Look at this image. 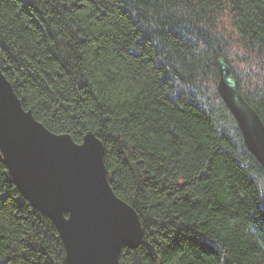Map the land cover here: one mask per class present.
<instances>
[{
	"label": "trees",
	"instance_id": "obj_1",
	"mask_svg": "<svg viewBox=\"0 0 264 264\" xmlns=\"http://www.w3.org/2000/svg\"><path fill=\"white\" fill-rule=\"evenodd\" d=\"M264 121V0H0V67L50 131L105 146L144 238L121 264H264V168L217 85ZM0 152V264H66Z\"/></svg>",
	"mask_w": 264,
	"mask_h": 264
},
{
	"label": "water",
	"instance_id": "obj_2",
	"mask_svg": "<svg viewBox=\"0 0 264 264\" xmlns=\"http://www.w3.org/2000/svg\"><path fill=\"white\" fill-rule=\"evenodd\" d=\"M218 68V92L264 168V121L224 58ZM0 152L22 196L57 228L66 264H121L122 249L142 243L141 217L114 192L102 140L89 131L77 143L50 131L23 107L1 67Z\"/></svg>",
	"mask_w": 264,
	"mask_h": 264
},
{
	"label": "snow or ice",
	"instance_id": "obj_3",
	"mask_svg": "<svg viewBox=\"0 0 264 264\" xmlns=\"http://www.w3.org/2000/svg\"><path fill=\"white\" fill-rule=\"evenodd\" d=\"M87 148H88V147L86 146L85 148H80V149H81V150H87Z\"/></svg>",
	"mask_w": 264,
	"mask_h": 264
}]
</instances>
